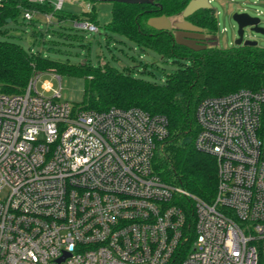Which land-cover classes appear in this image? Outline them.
<instances>
[{"label":"built area","instance_id":"2783aa9c","mask_svg":"<svg viewBox=\"0 0 264 264\" xmlns=\"http://www.w3.org/2000/svg\"><path fill=\"white\" fill-rule=\"evenodd\" d=\"M40 78L0 93V264H264V89L197 107L195 148L218 167L208 202L155 172L165 116L79 109Z\"/></svg>","mask_w":264,"mask_h":264},{"label":"trees","instance_id":"16d2710c","mask_svg":"<svg viewBox=\"0 0 264 264\" xmlns=\"http://www.w3.org/2000/svg\"><path fill=\"white\" fill-rule=\"evenodd\" d=\"M189 0H166L161 5H129L113 3L112 18L107 29L134 41L163 58L172 59L178 68L163 83L132 76L126 70L86 63L70 64L43 57L21 44L0 39V93H23L36 71H55L57 75L85 78L84 101L76 106L90 111L111 108H141L153 115L165 116L169 137L163 151L154 159L155 172L166 182L181 186L192 194L211 202L215 198L218 167L214 156L195 148L198 133L196 110L209 97L227 95L242 89H264V49L258 46H234L227 49L216 44L195 51L176 43L174 32L158 31L148 26L152 17L181 14ZM25 11L39 12L56 18L58 23L89 20L96 24V11L81 16L56 9L54 0H0V35H7V25L17 21ZM10 19V22L7 20ZM213 36L218 30L217 17L200 11L189 18ZM32 21H35V17ZM99 25V24H98ZM74 26H71L72 29ZM67 29V27H60ZM64 38H75L64 30L54 31ZM36 36H43L39 31ZM37 38V37H36ZM215 43L214 37H211ZM189 221L194 215L186 204Z\"/></svg>","mask_w":264,"mask_h":264},{"label":"rangeland","instance_id":"374dc122","mask_svg":"<svg viewBox=\"0 0 264 264\" xmlns=\"http://www.w3.org/2000/svg\"><path fill=\"white\" fill-rule=\"evenodd\" d=\"M212 0L211 6L217 14L218 30L211 37L216 40L210 42L212 46L227 49L235 46L238 38V25L233 16L236 13H247L251 17L260 19V27L264 28V0ZM59 4V0H54ZM62 9L66 13L81 16L84 12L96 11V21L100 26L99 33H89L78 28H71L72 21L58 23L56 18H46L35 15V21L24 19L21 15L14 23L7 25V35H0V39L21 44L25 49L39 52L43 57L70 64L86 63L89 67L98 68L103 65L126 70L136 78L165 82L167 76L178 68L172 59L163 58L157 52L143 49L134 41L119 34L110 32L107 24L112 18L113 3L93 2L90 0H63ZM258 11L263 14L258 16ZM172 22L183 21L182 13L168 17ZM60 27H67L61 29ZM226 29V30H224ZM76 35L74 38H64L54 31ZM39 31L43 36H36ZM206 33V32H205ZM244 40L258 42V47L264 49V35L245 29ZM41 75L37 83V90L43 93L42 83L49 80L54 90L60 91L61 101L73 106L81 105L84 101L85 78L68 75H57L55 71H36L35 76ZM33 76V78L35 77ZM32 78V79H33ZM60 78V79H59ZM46 97H53L54 93H43Z\"/></svg>","mask_w":264,"mask_h":264},{"label":"water","instance_id":"95a60500","mask_svg":"<svg viewBox=\"0 0 264 264\" xmlns=\"http://www.w3.org/2000/svg\"><path fill=\"white\" fill-rule=\"evenodd\" d=\"M90 1L123 3L129 5L157 4L160 6L161 2L166 0H90ZM210 8L211 5L209 3V0H191L189 4L185 7L184 11L182 12V16L184 18H188L199 10L210 9ZM233 19L238 25V38L235 41V46H253V47L258 46L257 41H252V40L245 41L244 35H245V29L247 27H249L252 32L264 35V28L260 27V19L256 17H251L247 13H236L233 16ZM10 21H11L10 19L7 20V22ZM147 24L148 26L158 31H169L173 27H176L178 29L175 38L176 43L188 47L195 51H201L207 48V46L204 45L203 43L201 44L196 41V39L198 38L204 39V34H201L203 32V29L194 26L189 22L182 21V22L172 23V21L166 15H162L159 17L150 18ZM185 32H189V33H185ZM194 33H199V34H194ZM184 37H186L188 40L184 41L183 40ZM61 261L62 260H60L59 262Z\"/></svg>","mask_w":264,"mask_h":264},{"label":"flooded vegetation","instance_id":"af4514ba","mask_svg":"<svg viewBox=\"0 0 264 264\" xmlns=\"http://www.w3.org/2000/svg\"><path fill=\"white\" fill-rule=\"evenodd\" d=\"M190 1H191V0H189V2H190ZM211 1H212V0H209L210 5H211ZM189 2H188V4H189ZM200 11H209L211 14L213 13V14L217 17V14L215 13V11H214V9L212 8V6H211L210 9H202V10L197 11L196 13H198V12H200ZM196 13H194V14H196ZM194 14H193V15H194ZM190 17H191V16H190ZM190 17H188V18H184V17H183V21L189 22V23H191L192 25L197 26L196 24H194L192 21L189 20ZM174 22H182V21H174ZM174 22H172V23H174ZM197 27H199V26H197ZM200 28H202V27H200ZM202 29H203V28H202ZM169 31H170V32H174V38H176V33H177L178 29H177L176 27H173V28H172L171 30H169ZM166 32H168V31H166ZM185 33H189V32H185ZM194 34H199V33H194ZM201 34H204V39H200V38L196 39V41H197L198 43H201V44L203 43L204 45L207 46L210 42H214V41H212L211 36L205 33V30H204V29H203V32H202ZM183 40L185 41V40H188V39H187L186 37H184ZM175 41H176V39H175ZM215 42H216V40H215Z\"/></svg>","mask_w":264,"mask_h":264},{"label":"crops","instance_id":"0c3cea01","mask_svg":"<svg viewBox=\"0 0 264 264\" xmlns=\"http://www.w3.org/2000/svg\"><path fill=\"white\" fill-rule=\"evenodd\" d=\"M55 3V2H54ZM37 14H40V15H42V16H44L43 14H41V13H39V12H36ZM36 13H35V15H36ZM45 17V16H44Z\"/></svg>","mask_w":264,"mask_h":264}]
</instances>
